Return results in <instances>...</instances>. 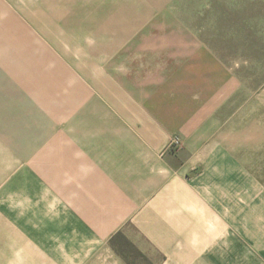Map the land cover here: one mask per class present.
<instances>
[{
	"label": "crops",
	"instance_id": "0c3cea01",
	"mask_svg": "<svg viewBox=\"0 0 264 264\" xmlns=\"http://www.w3.org/2000/svg\"><path fill=\"white\" fill-rule=\"evenodd\" d=\"M13 6L0 0V42L29 35ZM169 42L135 39L85 72L0 52V201L22 202L27 264H128L121 239L153 264H264V145L231 112L252 89L221 47Z\"/></svg>",
	"mask_w": 264,
	"mask_h": 264
},
{
	"label": "rangeland",
	"instance_id": "374dc122",
	"mask_svg": "<svg viewBox=\"0 0 264 264\" xmlns=\"http://www.w3.org/2000/svg\"><path fill=\"white\" fill-rule=\"evenodd\" d=\"M6 1L14 5L13 23L17 24V19L29 21L25 28L30 32L25 38L15 36L14 41L0 42V52L20 44L28 55L45 51L49 55L44 56L45 66L58 63L60 70L58 66L55 70L60 73L70 72L75 65L85 72L87 65L92 66L105 56L116 59L119 50L128 52L134 49L135 39L149 35L174 37L175 43L169 42L165 48L170 51L180 52L177 41L187 35L205 40V47L210 50L221 47L230 60L227 59L228 67L239 72L241 84H247L253 94L252 101L238 96L231 112L235 108L239 129L251 131L255 145H264V101H260L264 83V0ZM20 32L25 31L15 26V35ZM144 44L149 43L141 42L140 46ZM66 84L62 86L63 97L69 86ZM222 113H228L226 108ZM30 117L31 122L40 119L38 115ZM5 160L6 155L0 154V161ZM20 189V185L16 186L15 192ZM21 205V201H0V264H27L22 217L17 214L21 215ZM120 243L117 250L128 264H153L134 245L122 239Z\"/></svg>",
	"mask_w": 264,
	"mask_h": 264
},
{
	"label": "built area",
	"instance_id": "2783aa9c",
	"mask_svg": "<svg viewBox=\"0 0 264 264\" xmlns=\"http://www.w3.org/2000/svg\"><path fill=\"white\" fill-rule=\"evenodd\" d=\"M181 146H182V142L179 137H174L169 145L170 148H180Z\"/></svg>",
	"mask_w": 264,
	"mask_h": 264
}]
</instances>
